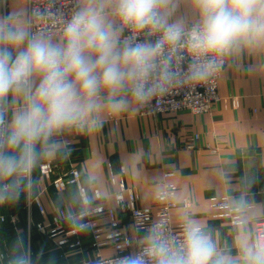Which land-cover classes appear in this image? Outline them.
Listing matches in <instances>:
<instances>
[{
    "label": "clouds",
    "instance_id": "1",
    "mask_svg": "<svg viewBox=\"0 0 264 264\" xmlns=\"http://www.w3.org/2000/svg\"><path fill=\"white\" fill-rule=\"evenodd\" d=\"M230 70L264 78V0H0V208L22 196L39 202L40 169L69 160L67 137L92 141L108 122L182 90H211ZM171 146L158 136L137 145L111 181L106 158L91 152L77 183L58 192L50 211L79 234L105 209L132 207L121 178L150 185L134 224L104 230L100 250L79 264H264V173L236 159L212 163L204 182L222 231L173 181L174 169L148 174ZM0 264L57 259L33 253L18 233L0 241Z\"/></svg>",
    "mask_w": 264,
    "mask_h": 264
},
{
    "label": "crops",
    "instance_id": "2",
    "mask_svg": "<svg viewBox=\"0 0 264 264\" xmlns=\"http://www.w3.org/2000/svg\"><path fill=\"white\" fill-rule=\"evenodd\" d=\"M218 95V101L208 113L194 114L189 108H184L154 116L138 115L132 120L124 116L118 122L110 121L105 124L92 141L83 136H69L67 139L70 141L72 153L69 160L56 161L59 164L58 172L75 167L80 170L89 159V154L97 151L106 158L104 172L111 181L110 165L118 171L124 154L133 151L137 145H146L153 137L158 136L172 146L165 153L163 163L156 162L155 166H148V174L174 169L177 174L173 181L177 185H187L192 199L199 203L205 218L225 231L223 226L226 221L212 208V193L205 185L204 178L212 163L224 158L236 159L242 166L251 164L264 173V140L258 139L259 131L264 132V78L249 77L230 70L218 83ZM40 175L44 194L39 201L44 212L41 213L36 204L28 206L23 196L16 204L0 208V241L11 243L18 233L23 234L32 251L36 253L43 249L46 260L53 256L51 253H60L62 249L55 248L52 239L41 234L36 226L39 223H51L50 203L56 199L59 191L73 185H66L58 190L51 184L54 175H44L41 171ZM125 181L139 193L138 206L146 207L142 197L150 185H135L126 177ZM261 190H264V183L257 186V191ZM118 213L123 222L121 230L129 229L133 225L129 215ZM100 221L106 224L108 219L102 218ZM81 237L84 242L81 252L69 251L67 257H59L65 260L60 263L79 264L82 257L93 254L89 232L81 233ZM56 259L58 264L60 260Z\"/></svg>",
    "mask_w": 264,
    "mask_h": 264
},
{
    "label": "built area",
    "instance_id": "3",
    "mask_svg": "<svg viewBox=\"0 0 264 264\" xmlns=\"http://www.w3.org/2000/svg\"><path fill=\"white\" fill-rule=\"evenodd\" d=\"M218 84L211 90L207 87H198L195 92L192 94L190 98H186L185 91H180L178 93L169 95L164 97L163 101L160 105L157 106L156 101L153 100L152 105L153 108L151 111L145 109L143 110L140 116H154L161 112H170L181 110L184 108H189L194 114H204L210 112L215 103L218 101ZM110 173L115 171L114 168L110 165ZM59 164L57 162H52L50 164L44 165L40 171L44 175H54L51 184L55 186L58 190L63 189L66 185H75L79 180V169L78 168H71L65 172H58ZM167 172V171H164ZM163 172V173H164ZM110 180L114 177L109 174ZM123 184L128 187L129 191L131 192L133 199H132V207L127 206V202H125L124 207L117 209L115 212H109L107 209L98 216L92 219V223L95 225L94 228L89 232L90 238V247L92 252L95 253L96 251L100 250V235L103 233L106 228L112 231H122V220L119 217V213L129 215L131 218V222L134 224L135 222V212L136 211H144L145 207L138 206V202L140 200V195L134 187L129 186L125 178H121ZM213 203V202H212ZM36 204L38 209L41 213L44 212L43 207L39 202L33 201L31 203L27 202V205ZM212 206V204H211ZM213 208V207H212ZM215 209V208H214ZM149 216H154V213L150 212ZM102 218H107L108 221L106 224L102 223L100 220ZM114 225V226H113ZM36 229L41 234H46L52 239L55 248L62 249L59 253L60 258L67 257L69 255V251L72 252H81L83 249V239L81 237V233L73 234L71 233L66 227L62 224H58L55 221L53 214L51 215V223L49 225H45L42 223L37 224ZM61 236L60 238H57ZM65 248L67 250H65ZM131 249H126L123 252L116 250V255H127ZM33 253H35L33 251Z\"/></svg>",
    "mask_w": 264,
    "mask_h": 264
},
{
    "label": "rangeland",
    "instance_id": "4",
    "mask_svg": "<svg viewBox=\"0 0 264 264\" xmlns=\"http://www.w3.org/2000/svg\"><path fill=\"white\" fill-rule=\"evenodd\" d=\"M51 255H53V256H55L56 258H58L59 260H60V258H59V252L57 251V252H55L54 254L53 253H51ZM70 258V257H69ZM68 259V258H67Z\"/></svg>",
    "mask_w": 264,
    "mask_h": 264
},
{
    "label": "trees",
    "instance_id": "5",
    "mask_svg": "<svg viewBox=\"0 0 264 264\" xmlns=\"http://www.w3.org/2000/svg\"><path fill=\"white\" fill-rule=\"evenodd\" d=\"M60 262H65V260L60 259V261L58 262V264H62V263H60Z\"/></svg>",
    "mask_w": 264,
    "mask_h": 264
}]
</instances>
